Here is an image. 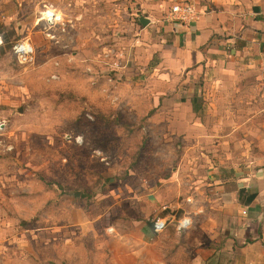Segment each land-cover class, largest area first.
<instances>
[{
  "label": "rangeland",
  "instance_id": "1",
  "mask_svg": "<svg viewBox=\"0 0 264 264\" xmlns=\"http://www.w3.org/2000/svg\"><path fill=\"white\" fill-rule=\"evenodd\" d=\"M172 3L0 0V249L12 251L10 264H194L188 234L202 230L213 171L225 165L211 143L224 116L185 131L189 114L164 115L152 95L182 83L140 79L153 70L127 79L143 60L139 18L159 22ZM48 9L57 24L42 21ZM18 42L34 49L28 65L14 55ZM236 145L226 151L251 150ZM185 217L192 224L179 232ZM159 218L169 220L161 234Z\"/></svg>",
  "mask_w": 264,
  "mask_h": 264
},
{
  "label": "crops",
  "instance_id": "2",
  "mask_svg": "<svg viewBox=\"0 0 264 264\" xmlns=\"http://www.w3.org/2000/svg\"><path fill=\"white\" fill-rule=\"evenodd\" d=\"M172 2L171 7L193 5L198 19L184 26L165 15L159 22L144 17L149 20L147 26L141 24L146 40L137 51L143 60L140 69L130 65L127 79L132 83L135 73L153 70V75L140 79L150 83L156 77L165 85H185L171 96L152 93L164 115L189 114L180 122L185 131L209 129L205 116H224L213 127L217 141L211 143L217 142V162L225 165L213 171L208 215L195 225L203 231L188 234L194 264H264V122L253 123L256 115L264 118V0ZM239 116H245L243 123L236 122ZM239 130L251 134L240 142ZM254 130L261 138H254ZM236 141L251 150L243 156L228 153L226 148L233 143L237 147ZM205 204L197 203L199 208ZM11 257V250L0 249V264H10Z\"/></svg>",
  "mask_w": 264,
  "mask_h": 264
},
{
  "label": "built area",
  "instance_id": "3",
  "mask_svg": "<svg viewBox=\"0 0 264 264\" xmlns=\"http://www.w3.org/2000/svg\"><path fill=\"white\" fill-rule=\"evenodd\" d=\"M42 21L50 25L58 23L60 17L52 10H46L42 12ZM168 19L171 22H178L184 26H189L198 19V13L193 5L190 4H177L174 5L168 15ZM3 42L0 39V47ZM14 55L18 63L21 65H28L33 60L34 49L28 42H18L13 47ZM168 219L159 218L153 223V230L155 233L160 234L168 229ZM192 222L190 218H184L178 222V228L180 230H186L191 226Z\"/></svg>",
  "mask_w": 264,
  "mask_h": 264
},
{
  "label": "water",
  "instance_id": "4",
  "mask_svg": "<svg viewBox=\"0 0 264 264\" xmlns=\"http://www.w3.org/2000/svg\"><path fill=\"white\" fill-rule=\"evenodd\" d=\"M140 23L143 25V26H147L149 24V20L146 19V18H140Z\"/></svg>",
  "mask_w": 264,
  "mask_h": 264
},
{
  "label": "trees",
  "instance_id": "5",
  "mask_svg": "<svg viewBox=\"0 0 264 264\" xmlns=\"http://www.w3.org/2000/svg\"><path fill=\"white\" fill-rule=\"evenodd\" d=\"M254 199V197H251L250 201H252Z\"/></svg>",
  "mask_w": 264,
  "mask_h": 264
}]
</instances>
